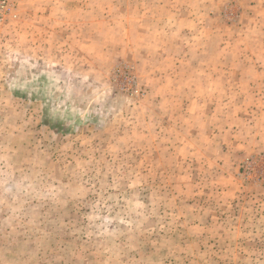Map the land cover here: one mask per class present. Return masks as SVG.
<instances>
[{"label":"rangeland","instance_id":"374dc122","mask_svg":"<svg viewBox=\"0 0 264 264\" xmlns=\"http://www.w3.org/2000/svg\"><path fill=\"white\" fill-rule=\"evenodd\" d=\"M0 264H264V0H0Z\"/></svg>","mask_w":264,"mask_h":264}]
</instances>
